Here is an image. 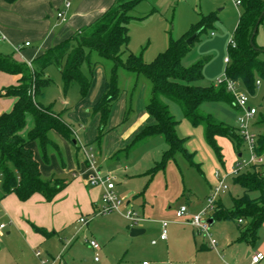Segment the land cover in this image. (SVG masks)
Wrapping results in <instances>:
<instances>
[{
    "label": "rangeland",
    "instance_id": "374dc122",
    "mask_svg": "<svg viewBox=\"0 0 264 264\" xmlns=\"http://www.w3.org/2000/svg\"><path fill=\"white\" fill-rule=\"evenodd\" d=\"M241 11L242 6L236 4V0H143L131 11L134 18L129 23L130 40L123 58L130 51L142 54L146 62H151L166 50L170 37H181L202 15L217 12L219 19L213 27L201 34L193 49L182 60L185 67L198 61L204 62L203 77L195 80L194 84L217 86L219 79L226 77L225 58ZM255 42L258 46H264V23L259 26ZM17 46L22 48V45ZM260 57L264 60V53ZM91 60L95 67L103 70L108 80L112 61L99 57L96 52L92 53ZM83 71L90 75L86 63ZM46 74L52 81L37 95V100L43 106L51 107L72 126L77 143L68 140V152L61 146L62 157L57 156L56 151L49 147L48 161L43 160L42 150L37 143L36 152L40 162L53 166L55 176L67 177L69 180L86 165L88 152L94 154L98 165L102 159L107 160L104 170L113 173L117 176L116 179L119 176L139 174L133 180L137 187L129 185L136 190L135 193H131L123 182H118L116 186L119 198L126 205L130 201L128 206L139 215V220L133 224L126 218L127 207L106 214H96L94 217L87 215L88 224L80 227L81 223H75L48 242H28L23 231L12 225L10 234L0 239V264H60L58 260L55 261L58 256H62V264H143L144 261L149 264H249L252 254L259 251L264 253V223L258 229L256 243L252 245L246 240L239 241L241 230L237 218L215 220L212 214L211 218L214 220L208 233L194 227L187 218L207 204V198L217 183L216 173L226 175L243 158L251 156L246 143L238 146L230 137L216 136L220 156L208 143L204 125H193L184 116L179 104L168 101L172 113L179 121L177 133L185 139V148L192 156L190 160L183 153H177L167 161L164 169L152 175L148 173L149 169L161 160L162 153L167 148L163 136L157 135L142 141L128 153L124 149L135 135L128 140L123 137L130 122L146 110L152 84L145 76L119 69V85L126 94V101L112 108L105 134L98 141L101 116L94 114L95 102H90V94L82 97L80 85L75 81L65 88L57 65L49 66ZM93 79L94 71L92 81ZM237 88L247 92L252 105L259 108L263 106L264 81L254 92H249L241 83ZM200 111L212 114L236 128L240 126L236 103L206 101L201 104ZM27 120L25 133L33 126L31 116ZM249 128L256 136L263 132V128L256 123V117L251 120ZM54 137L60 139L57 131L51 132L50 139L56 141ZM62 159L66 164L73 163L75 166L70 174L63 173ZM262 159L264 165V153ZM125 166L129 169L125 170ZM43 178H47L46 175ZM2 179L0 173V199L3 197ZM227 184L229 188L220 194L219 200L225 207L231 208L233 198L243 195L244 190L234 183L233 175L227 177ZM141 192L144 197L139 195L140 197L134 198ZM257 194L251 193L252 196ZM183 205L189 207L190 215L178 218L176 211ZM101 206L102 201L98 208ZM4 220L0 218V223ZM164 221L168 222L167 239L159 240ZM142 224L146 226L145 232L132 235L131 230L141 228ZM86 238L96 240L101 248L95 250L89 247ZM260 264H264V260Z\"/></svg>",
    "mask_w": 264,
    "mask_h": 264
},
{
    "label": "trees",
    "instance_id": "16d2710c",
    "mask_svg": "<svg viewBox=\"0 0 264 264\" xmlns=\"http://www.w3.org/2000/svg\"><path fill=\"white\" fill-rule=\"evenodd\" d=\"M14 2L16 0H8ZM143 0H115L113 4L91 23L83 26L70 37L46 49L31 62L18 61L11 55L0 52V70L17 75L18 83L5 87L0 96H13V107L0 114V173L3 196L15 193L22 201L39 193L47 201H52L69 181L60 177L44 179L40 162L35 156L31 143L37 142L42 150V158L48 161L49 147L55 148L61 156L58 145L49 137L51 130L57 131L67 140H72L74 130L59 113L51 107L43 106L37 95L51 83L46 69L57 65L63 76L65 88L73 81L80 85L82 97H86L92 85L95 64L91 55L96 52L99 57L109 59L113 65L106 82L105 91L95 103L93 112L101 116V132L98 141L105 134V126L113 105L121 98L123 90L119 85V69L123 68L138 76H145L152 84L151 95L146 104V111L154 122L145 125L133 137L124 149L127 153L136 145L151 137L161 135L167 144L162 158L148 173L154 175L164 169L169 159L177 153H183L190 160L185 148V139L177 133L179 121L170 109L168 101L179 104L184 116L193 125H204L208 143L220 153L216 136H227L236 141L238 146L244 143L238 128L218 120L212 114H204L200 106L206 101H223L235 104L233 94L225 84L200 86L194 81L203 77L204 62L198 61L189 67L182 65V60L190 52L201 34L213 27L219 19L217 12L202 15L190 29L179 38L170 37L169 45L151 62H146L142 54L127 51L130 40L129 23L134 18L131 11ZM242 11L233 37L236 47L229 44L230 61L226 66V76L239 81L249 92L257 88V80L264 81V46L255 42L253 31L259 17L264 11V0H241ZM264 23V15L260 24ZM259 29V28H258ZM197 37L192 43L187 40L194 33ZM258 32V31H257ZM253 38L254 45L251 44ZM84 63L90 75L83 71ZM137 85V84H136ZM258 108L256 123L263 128L257 135L256 152L264 153V104ZM28 116L33 126L26 133L24 129ZM234 183L244 193L233 198V205L227 208L218 200L217 210L213 213L215 220L237 218L241 235L239 241L246 240L254 245L258 238V229L264 223V165L252 164L233 176ZM257 192L256 196L251 193ZM243 220V223L239 222ZM40 232L44 229L38 228Z\"/></svg>",
    "mask_w": 264,
    "mask_h": 264
},
{
    "label": "crops",
    "instance_id": "0c3cea01",
    "mask_svg": "<svg viewBox=\"0 0 264 264\" xmlns=\"http://www.w3.org/2000/svg\"><path fill=\"white\" fill-rule=\"evenodd\" d=\"M65 1L66 0H16L14 2H9L8 0H0V33L5 35V39H0V52L11 55L18 61L31 62L46 49L58 44L62 40L73 35L83 26L94 21L97 17L102 15L115 0H74L69 9L64 8ZM61 10H65V14L63 17H58V12ZM27 43H29V45H27ZM18 44L22 45L19 51L16 50ZM97 73L98 79H96ZM18 78L19 77L15 74L0 70V92L5 87L17 84ZM106 82L107 78L103 70L100 67H95L94 79L88 93L90 94V102L96 103L100 99L105 91ZM93 88L96 90L94 91ZM125 95V92H123L121 98L113 107L120 104L122 101L125 102ZM15 100L13 96H1L0 114L9 111L13 107ZM124 108L126 112V104ZM153 122L154 118L150 116L146 110H143L139 114V117L134 119V121L130 122L131 124L127 126L126 130L123 132V137L126 140L131 139L145 125ZM52 131L55 130L49 132V137ZM58 135L60 136L59 140L55 137L54 139H56V141L51 140L58 145L61 156L55 148H52L54 152L56 151L57 156L59 155L62 157L60 147L62 146L65 151L68 152L70 150V142L59 133ZM74 140L75 134L71 141L74 142ZM74 143L76 144L77 142ZM36 144L37 142H33L31 146L34 149L36 158L40 162L38 152H36ZM105 162H107L105 159H102L99 165L96 162L98 171L102 175L107 173L104 170ZM62 165L63 173L68 174H70L75 167L73 163H70V165L66 164L63 159ZM88 165L86 159V165H83V168L80 170L81 172L78 174L74 173V177L68 180L67 177L55 176L53 173V166L50 167L40 162L42 176L46 175L47 177L44 179L55 176L68 180L69 184L52 201H47L45 197L39 193L32 195L25 201L20 200L15 193L3 196L0 199V218L5 219L2 222H5L7 227L2 237L6 234H10L11 227L14 225L18 230L23 231L25 239L28 242L37 240L40 242L47 240L48 242L53 236L64 233L63 231L65 229L71 227L75 223L80 224L81 222H79L78 219L81 215L86 217L87 215L96 216L99 209L98 206H100L101 203L103 188L101 186L90 185L87 182L89 175L93 173ZM128 169L129 167L125 166V170ZM138 175L139 174L136 173L130 176L126 175V177L119 176L120 178L118 177L115 181L116 186L118 182H123L126 187L131 185L136 188L137 186L133 180H135ZM129 189L132 191L131 193H135L136 191L130 187ZM139 195L143 196V192L138 195L136 194L134 198L140 197ZM129 204L130 201H128V205ZM125 207L126 204L123 208ZM80 225V227L84 226L82 223ZM140 227V229H144L146 226L142 224ZM38 228L44 229L45 232H40ZM81 232L82 231H79V233ZM159 240L162 239L159 237Z\"/></svg>",
    "mask_w": 264,
    "mask_h": 264
},
{
    "label": "built area",
    "instance_id": "2783aa9c",
    "mask_svg": "<svg viewBox=\"0 0 264 264\" xmlns=\"http://www.w3.org/2000/svg\"><path fill=\"white\" fill-rule=\"evenodd\" d=\"M74 0H66L64 3V8L69 9L72 6V2ZM241 0H236V4L241 5ZM65 14V10H61L58 12V17H63ZM214 32H212V35ZM0 39H5V35L0 33ZM230 46L232 48L236 47V41L234 37L230 40ZM29 45V43H27ZM21 47L17 46L16 50L19 51ZM230 61L229 53L225 58L226 64H228ZM240 82L236 81L234 79H231L229 77H225V79H219L218 84H225L228 91H230L235 99V103L237 108L239 109V117L238 122L240 123V126L238 128L239 133L241 134L244 143H246L249 147V150L251 152V156L247 158H243L241 162H238L236 167H233V170L229 173H226V175H221L219 173H216L217 177V183L214 186L212 193L207 198V204L197 213L192 214V216L187 217L189 223H191L194 227L199 229L200 231L209 232V228L211 226L209 219L211 218V215L217 210V202L219 200V196L221 193L225 192L229 185L227 184V177L229 175H238L244 168L256 164V163H262V155L258 154L256 152V142H257V136L250 131L249 125L252 119H254L258 113V108L255 105H252L249 101V95L246 91L238 90V84ZM257 87H259L262 84L261 80H257L256 82ZM87 155V161L88 166L93 171L88 177L87 182L90 185L94 186H101L103 188L102 195H101V201L102 206L98 209L96 214H106L113 211L120 210L121 207L125 205L122 199L119 198L117 192H116V176L113 173H106L105 175L100 174L98 171L96 161L94 159V154H88ZM241 156V155H240ZM127 210L125 212V216L127 219L131 220L133 224L138 223V214L134 211L133 208L126 205ZM187 215H190L189 207L186 205L181 206L176 211V217L178 218H185ZM79 222L82 224H87L89 219L86 216H80L78 219ZM240 223H243L242 219H239ZM7 227V224L5 222L0 223V239L4 235L5 229ZM167 228H168V222L164 221L162 223V232L160 235V238L162 240L167 239ZM87 244L95 249L99 250L101 248L100 244L94 240L86 238ZM155 243V241H153ZM212 244L215 245V241L212 240ZM39 255V252L37 253ZM96 259H98V256H96ZM58 260L60 264H62V256H58L55 258V261ZM264 260V253L263 252H256L251 255V260L249 264H260ZM143 264H149V262L144 261Z\"/></svg>",
    "mask_w": 264,
    "mask_h": 264
},
{
    "label": "water",
    "instance_id": "95a60500",
    "mask_svg": "<svg viewBox=\"0 0 264 264\" xmlns=\"http://www.w3.org/2000/svg\"><path fill=\"white\" fill-rule=\"evenodd\" d=\"M263 15H264V11H263L262 15L259 17L258 22H257V24H256V26H255V28H254V31H253V34H254V35H255V34L257 33V31H258L259 24H260V21H261ZM197 35H198V32L194 33L191 37L188 38L187 42H188V43H192L193 40H195V38L197 37ZM251 44L254 45V43H253V38L251 39ZM74 142H76V140H74ZM213 220H214L213 218H210V219H209V222H210L211 225H212V223H213ZM141 233H144V229L133 228V229L131 230V234H132V235H138V234H141Z\"/></svg>",
    "mask_w": 264,
    "mask_h": 264
}]
</instances>
